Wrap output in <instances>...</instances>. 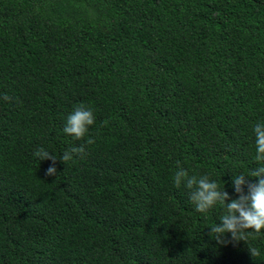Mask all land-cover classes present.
Returning a JSON list of instances; mask_svg holds the SVG:
<instances>
[{
	"label": "trees",
	"instance_id": "1",
	"mask_svg": "<svg viewBox=\"0 0 264 264\" xmlns=\"http://www.w3.org/2000/svg\"><path fill=\"white\" fill-rule=\"evenodd\" d=\"M4 94L0 264H264V230L218 243L223 206L173 183L179 162L236 198L259 166L264 0H0ZM81 103L96 119L75 140Z\"/></svg>",
	"mask_w": 264,
	"mask_h": 264
},
{
	"label": "clouds",
	"instance_id": "2",
	"mask_svg": "<svg viewBox=\"0 0 264 264\" xmlns=\"http://www.w3.org/2000/svg\"><path fill=\"white\" fill-rule=\"evenodd\" d=\"M0 99L10 101L12 98L4 94ZM95 114L91 107L78 104L66 119L63 131L72 136L75 140H82L89 133L90 126L95 123ZM253 132L255 135L254 160L259 166L248 175L243 173L234 175L232 187L236 198H232L225 190V185L221 189L220 185L210 180L208 175H189L188 171L177 165V170L173 175V183L176 188L184 186L190 191V200L195 205V211L206 213L215 205L219 204L224 208V214L220 217L219 224L210 227V235L214 234V239L224 244L226 234H231V240L247 242L254 234L259 235L264 230V123H256ZM91 138L86 140V144H93ZM34 155L42 160H51L52 165L45 171L46 176H56L57 168L55 164L57 158L44 148L38 149ZM85 155V145L72 147L64 152L59 160L67 164L74 156L83 157ZM247 177H252L257 182H249ZM251 257L260 255V251L255 247H249Z\"/></svg>",
	"mask_w": 264,
	"mask_h": 264
}]
</instances>
